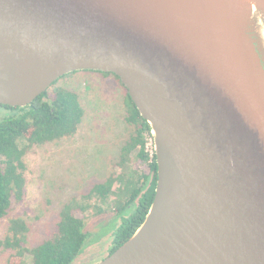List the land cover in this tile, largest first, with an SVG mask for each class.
<instances>
[{
	"label": "water",
	"instance_id": "1",
	"mask_svg": "<svg viewBox=\"0 0 264 264\" xmlns=\"http://www.w3.org/2000/svg\"><path fill=\"white\" fill-rule=\"evenodd\" d=\"M78 70L120 78L157 161L97 264H264V0H0V104Z\"/></svg>",
	"mask_w": 264,
	"mask_h": 264
},
{
	"label": "rangeland",
	"instance_id": "2",
	"mask_svg": "<svg viewBox=\"0 0 264 264\" xmlns=\"http://www.w3.org/2000/svg\"><path fill=\"white\" fill-rule=\"evenodd\" d=\"M58 84L78 92L86 110L84 119L75 135L36 145L29 151L25 195L13 203L9 216L0 220V239L6 233L9 218L24 216L30 225L28 245L40 244L55 233L63 204L77 198L88 204L86 211L75 213L84 219L89 236L71 264H97L113 248L114 233L123 221L115 205L126 199L129 186L122 191L114 189L104 202L95 195L88 198L84 195L89 194L94 184L121 172L117 163L131 135L128 122L131 107L127 105L125 87L113 74L78 70L68 73ZM14 113L0 105V120ZM146 146L153 153L154 141L148 134ZM136 152H131L129 166L139 164ZM131 176V172L127 174V183ZM119 186L118 182L114 185ZM6 260L7 253L0 245V264Z\"/></svg>",
	"mask_w": 264,
	"mask_h": 264
},
{
	"label": "trees",
	"instance_id": "3",
	"mask_svg": "<svg viewBox=\"0 0 264 264\" xmlns=\"http://www.w3.org/2000/svg\"><path fill=\"white\" fill-rule=\"evenodd\" d=\"M66 75L57 79L26 106L0 104L15 111L0 120V220L8 217L13 203L21 201L25 195L29 151L36 145L75 135L84 119L86 110L78 92L58 84ZM125 89L127 105L131 107L128 122L132 129L117 163L121 172L111 174L104 182L94 184L89 194L84 195L87 198L95 195L97 200L104 202L114 189L122 191V188L129 186L126 199L115 205L123 221L114 233L112 250L124 243L145 219L157 183L156 153L155 150L150 153L146 146L147 134L153 136L150 124L141 116L126 87ZM134 150H137L135 155L139 163L135 167L128 165V159ZM142 164H145L144 168ZM130 172L132 176L127 183L126 177ZM116 182L120 189L114 187ZM82 201L73 198L65 202L59 213L55 233L32 247L27 243L30 225L26 218H9L6 233L0 239V245L7 253L5 264H71L82 251L89 236L84 219L75 213L77 210H87L88 204Z\"/></svg>",
	"mask_w": 264,
	"mask_h": 264
},
{
	"label": "built area",
	"instance_id": "4",
	"mask_svg": "<svg viewBox=\"0 0 264 264\" xmlns=\"http://www.w3.org/2000/svg\"><path fill=\"white\" fill-rule=\"evenodd\" d=\"M151 138L153 139V136H151ZM148 150V149H147Z\"/></svg>",
	"mask_w": 264,
	"mask_h": 264
},
{
	"label": "flooded vegetation",
	"instance_id": "5",
	"mask_svg": "<svg viewBox=\"0 0 264 264\" xmlns=\"http://www.w3.org/2000/svg\"><path fill=\"white\" fill-rule=\"evenodd\" d=\"M113 251H114V250H111V252H113ZM111 252H110V253H111Z\"/></svg>",
	"mask_w": 264,
	"mask_h": 264
}]
</instances>
